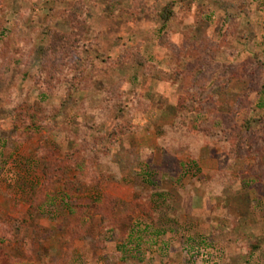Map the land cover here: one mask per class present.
<instances>
[{
  "label": "rangeland",
  "instance_id": "1",
  "mask_svg": "<svg viewBox=\"0 0 264 264\" xmlns=\"http://www.w3.org/2000/svg\"><path fill=\"white\" fill-rule=\"evenodd\" d=\"M127 262L264 264V0H0V264Z\"/></svg>",
  "mask_w": 264,
  "mask_h": 264
},
{
  "label": "trees",
  "instance_id": "2",
  "mask_svg": "<svg viewBox=\"0 0 264 264\" xmlns=\"http://www.w3.org/2000/svg\"><path fill=\"white\" fill-rule=\"evenodd\" d=\"M222 9H225V6H222ZM160 17L162 19V21L164 23L169 22L170 18L172 17V14L168 11L167 8H164L163 11L160 13ZM128 107V106H127ZM126 106H123V108L121 109H126ZM180 113V112H179ZM178 116H180V114H178ZM31 126H27V128H30ZM66 158V157H65ZM73 165H72V169H74L75 171H77L78 173V178L77 180H81L84 181L86 179H84V169L86 168V164L84 165V162L82 159H75V161H72ZM52 167L51 169L49 168V172H47V174H45V178H46V184L47 182L49 183V186L45 185V188L43 189L44 191H42L43 193L40 194V199L41 202L38 203V205L34 206V210L38 208V211H42L45 207L49 206L52 203V192L55 194V186L57 184V179L55 181V177L58 178L60 176H63L65 174V167H68L70 165L69 160H64V162H60V161H52L51 162ZM96 164V162H92V165L94 166ZM185 167V166H184ZM87 170V169H86ZM188 170V169H186ZM185 169L183 171H186ZM52 190V191H51ZM37 207V208H36ZM118 258V257H116ZM125 258L127 259L128 257L125 254V257L123 258L124 261ZM127 264H129V262H127Z\"/></svg>",
  "mask_w": 264,
  "mask_h": 264
},
{
  "label": "crops",
  "instance_id": "3",
  "mask_svg": "<svg viewBox=\"0 0 264 264\" xmlns=\"http://www.w3.org/2000/svg\"><path fill=\"white\" fill-rule=\"evenodd\" d=\"M108 255V254H107ZM113 254H111V253H109V257L108 258H110V256H112ZM127 255V254H126ZM124 257H125V254H124ZM125 260H127L126 258H125Z\"/></svg>",
  "mask_w": 264,
  "mask_h": 264
}]
</instances>
